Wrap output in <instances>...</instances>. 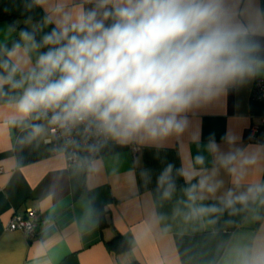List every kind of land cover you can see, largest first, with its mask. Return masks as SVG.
<instances>
[{
  "label": "crops",
  "instance_id": "0c3cea01",
  "mask_svg": "<svg viewBox=\"0 0 264 264\" xmlns=\"http://www.w3.org/2000/svg\"><path fill=\"white\" fill-rule=\"evenodd\" d=\"M47 5L0 0V13L13 16L0 19V62L15 43L23 44L21 30L39 42L55 26L45 22L52 18ZM222 7L256 45L254 72L195 102L167 136L109 138L94 157L69 165L46 142L48 122L11 125L14 109L8 97L0 98V264H234L240 251L264 247V202L229 207L220 199L229 189L264 184V145L249 140L264 116V100L252 97L256 79L264 77V0H222ZM30 55L34 64L36 53ZM5 91L21 90L5 85ZM32 124L44 130L33 135ZM134 144L141 147L136 155ZM228 155L235 159L225 164ZM201 178L221 183L214 194L199 193L197 203L220 211L185 219V189ZM28 208L41 218L33 238L8 228L13 214ZM117 234L130 241V250L108 244Z\"/></svg>",
  "mask_w": 264,
  "mask_h": 264
},
{
  "label": "clouds",
  "instance_id": "9594fccd",
  "mask_svg": "<svg viewBox=\"0 0 264 264\" xmlns=\"http://www.w3.org/2000/svg\"><path fill=\"white\" fill-rule=\"evenodd\" d=\"M46 12V24L55 25L50 32L38 42L21 30L23 44L0 62V98L14 109L11 125L86 123L117 142L167 136L195 102L254 72L256 45L229 21L222 0H48ZM5 85L21 91L9 96ZM43 130L31 125L33 135ZM220 183L201 178L185 189V219L220 211L197 203L199 193L214 194ZM220 199L229 207L264 202V184L229 189ZM234 264H264V247L240 251Z\"/></svg>",
  "mask_w": 264,
  "mask_h": 264
},
{
  "label": "built area",
  "instance_id": "2783aa9c",
  "mask_svg": "<svg viewBox=\"0 0 264 264\" xmlns=\"http://www.w3.org/2000/svg\"><path fill=\"white\" fill-rule=\"evenodd\" d=\"M252 97L253 99L264 100V77L256 79L252 89ZM108 140L109 138L100 134L94 126L86 123L68 127L49 124V134L46 138V142L51 146L53 153H64L69 165L82 161L83 157L87 159L94 157L98 153L99 147ZM249 140L264 145V116L260 123L252 125ZM140 148L137 144L133 145L135 155ZM2 171L3 167L0 166V173ZM40 221L41 218L37 209L28 208L22 212H15L8 222V228L12 230L21 229L33 238L38 234Z\"/></svg>",
  "mask_w": 264,
  "mask_h": 264
},
{
  "label": "trees",
  "instance_id": "16d2710c",
  "mask_svg": "<svg viewBox=\"0 0 264 264\" xmlns=\"http://www.w3.org/2000/svg\"><path fill=\"white\" fill-rule=\"evenodd\" d=\"M0 19H9L12 20L13 16L12 15H7L0 13ZM106 219L103 217L102 218V224L106 223ZM108 244L116 249L117 251H123V250H130L131 249V243L130 241L122 234H117L113 239L108 241ZM128 264H142L138 260H133Z\"/></svg>",
  "mask_w": 264,
  "mask_h": 264
}]
</instances>
